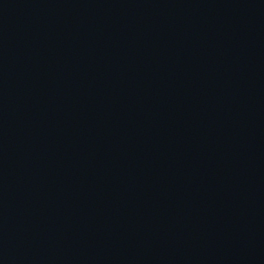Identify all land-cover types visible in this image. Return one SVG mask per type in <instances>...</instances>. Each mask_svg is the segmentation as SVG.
<instances>
[{"label":"water","instance_id":"1","mask_svg":"<svg viewBox=\"0 0 264 264\" xmlns=\"http://www.w3.org/2000/svg\"><path fill=\"white\" fill-rule=\"evenodd\" d=\"M91 4L90 0H85L83 5L77 9V13L74 14V16L79 13L84 14V12H86L87 14L90 12L94 13L92 16V18H94L97 12ZM78 21L82 23V27L76 30V34L70 35L69 33L60 38L59 42L61 41V45H59V47L58 45L57 47L52 45L40 46V40L31 41L28 45L23 47H12L11 44L14 41L6 34L8 25L5 21H1L0 36L4 43L0 44V75L4 68L12 64L40 67V65L44 64L51 56L66 57L73 60L81 55L89 60H95L97 64L102 67L99 68V71L104 70L105 76L108 73L114 72L111 73L108 79L111 82L116 79L123 82H129L127 74L118 72L119 69H116L112 65L105 67L103 61L98 57L97 48L101 42L95 33V31L99 30L98 21L88 24L89 20H85L82 16H79ZM77 33L79 35H77ZM44 37H47V40H52L53 38L46 34ZM102 41L105 43H111L114 41V38L103 39ZM160 76L168 77L169 80H172L173 78L169 73L162 71H160ZM107 85L109 84L105 83L102 86L99 83L97 85L93 83V85L90 84L86 88H78L74 92L73 98H63V100L59 102L56 109L57 116L62 114V108H70L69 119L64 120L62 126V138L65 140L66 144H64L65 146L63 148L54 150L53 148H49L46 145L47 143L41 141L43 144L40 145L41 142H39L37 147L42 150V154L46 152H62L63 155H69L75 153L80 147H90V149L98 148L100 146L99 142H103L107 138L110 139L113 133H121V128L125 125H130L131 121L141 123L143 118L149 119L151 117L147 112L146 105L142 102L144 98L143 93H138V98L132 100V109L130 112L121 109L111 112L115 106V99H113L114 95L109 93V86ZM151 88L152 87H150L149 90ZM57 102V98H43L40 99L36 108L40 110L47 108L50 110L56 107ZM29 112H32L34 117L37 116L36 111L30 110ZM26 117V115L19 113V118L24 120ZM91 118L94 120L102 119L100 121H104L99 127L98 132L95 134V137H86L82 138L80 141H72L73 131L71 125H78V123L82 121L89 122ZM6 119L12 124L17 123L18 121L15 118V113L13 111L6 114ZM2 126L4 127L5 123H2ZM1 132L5 133L9 131L1 130ZM109 141V143H113L116 139ZM175 146L178 150L181 147V142H178ZM1 159H4L5 161H0V240L8 237L12 242L11 247L16 243V236L18 239L24 240L27 238L26 236L35 239L42 238L44 234L51 238L59 236L66 241L72 232L70 230L66 231V225L62 222L63 220L55 221L54 227L46 228V225H37L34 227L33 225L36 224L37 218L31 215L34 213H32L30 209L28 211L27 205L29 202L27 203L24 194H18V189H29L30 184L38 181L33 174H40L42 176L48 175L45 166L46 164L38 165L36 163L38 158H34L32 153H27L22 157L13 158L11 160L2 154L0 160ZM167 169H170V167ZM65 192L66 195L61 193L64 196L60 200L61 205L56 207L61 208L68 205L70 202L68 199L76 198L83 193L78 190H65ZM38 200L41 204V200ZM36 206H38L37 203ZM49 207L51 206L45 202L44 208ZM41 215L42 218L47 216V214ZM5 264L8 263L5 262Z\"/></svg>","mask_w":264,"mask_h":264}]
</instances>
